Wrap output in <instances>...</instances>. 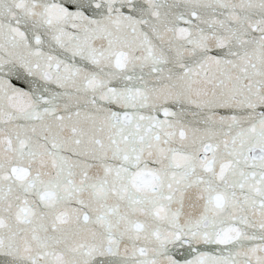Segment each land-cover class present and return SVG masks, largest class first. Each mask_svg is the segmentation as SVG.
Wrapping results in <instances>:
<instances>
[{
  "label": "snow or ice",
  "instance_id": "snow-or-ice-1",
  "mask_svg": "<svg viewBox=\"0 0 264 264\" xmlns=\"http://www.w3.org/2000/svg\"><path fill=\"white\" fill-rule=\"evenodd\" d=\"M0 264H264V0H0Z\"/></svg>",
  "mask_w": 264,
  "mask_h": 264
}]
</instances>
